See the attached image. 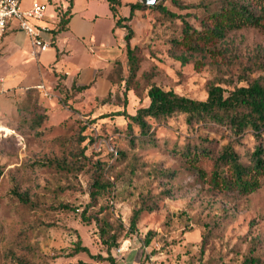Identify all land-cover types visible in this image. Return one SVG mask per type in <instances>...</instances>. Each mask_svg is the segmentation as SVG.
Segmentation results:
<instances>
[{
    "label": "rangeland",
    "instance_id": "374dc122",
    "mask_svg": "<svg viewBox=\"0 0 264 264\" xmlns=\"http://www.w3.org/2000/svg\"><path fill=\"white\" fill-rule=\"evenodd\" d=\"M172 1H164L169 11L188 13L187 21L198 26V17L220 0H175L183 7L200 5L190 9ZM253 5L259 10L264 0ZM182 27L180 19L141 11L131 22L138 70L127 84L128 57L117 64L120 93L92 101L56 83L49 90L52 100L42 96L46 120L39 130L29 129L21 113L9 127H0V264H92L89 254H72L75 246L107 257L103 241L113 234L119 240L113 256L128 243L130 250L122 248V255L133 253L144 264H264V187L245 196L218 191L172 153L201 138L224 145L229 132L189 127L178 115L152 121L159 147L132 146L128 121L119 115L148 106L153 85L206 100L211 83L232 90L245 85V77L264 76V28L229 32L223 43L228 61L218 65L190 55L183 63L172 54L170 41L181 38ZM254 145L247 135L240 151ZM63 158L66 168L57 163ZM97 178L113 187L99 190ZM155 197L158 209L143 212L131 229L142 201Z\"/></svg>",
    "mask_w": 264,
    "mask_h": 264
},
{
    "label": "trees",
    "instance_id": "16d2710c",
    "mask_svg": "<svg viewBox=\"0 0 264 264\" xmlns=\"http://www.w3.org/2000/svg\"><path fill=\"white\" fill-rule=\"evenodd\" d=\"M255 0H220L218 7L208 11L206 15L198 17L199 25L195 26L187 21L188 13L177 15L165 7V2L160 3L156 8L151 9L143 6L140 2L130 4L128 17H118V9L122 6L120 0H107L113 15L116 18V26L126 28L125 46L129 62V78L127 84L135 77L138 70L135 57L136 48H132L131 41L134 32L131 22L136 11L147 9L158 11L170 19L182 21L181 38H174L170 41L172 54L187 63L188 56H199L210 58L220 65L227 63L228 49L223 48L226 36L229 32L245 28H264V7L258 10L254 7ZM67 9L58 7L59 23L56 32L66 29L73 6V0H68ZM181 9L198 8L200 5H188L183 7L178 1H172ZM126 22V23H124ZM222 45V47H221ZM66 75H60L57 82L58 89H65L62 80ZM111 79L119 83L118 69H114ZM245 85L234 86L232 90L223 87L221 82L211 83L208 89L206 100H196L176 93L173 90H164L157 85L149 88L147 96L150 103L141 107L136 114L130 115L126 112L119 113L127 121L125 132L132 146L140 143L145 146L159 147L158 140L153 131L152 121L160 123L178 115H183L189 127H202L205 129L224 130L229 132L228 142L220 145L219 141L201 138L200 141H188L183 146H175L172 153L180 158L189 171L198 178L206 181L213 189L230 193H237L241 196L250 195L264 187V76L257 78L245 77ZM87 87H76L73 85L72 94H80ZM68 92V91H67ZM20 112L24 121L32 131L39 130L46 118L40 110L43 107L35 104L31 111L25 110L23 106ZM24 111V112H23ZM26 114H30L27 118ZM32 114V115H31ZM138 128V133L134 128ZM247 135L255 139L253 149H246L241 152L243 140ZM76 153L75 156H79ZM119 154H123L119 152ZM84 150L81 151V156ZM62 168L68 167L67 159L57 161ZM175 173L170 174L173 177ZM96 187L109 189L113 184H104L97 178ZM20 201L25 202L24 197L15 192ZM67 208V207H64ZM158 209L155 199L150 202L144 199L140 207L134 212L131 221V229L134 228L143 212H154ZM83 222L88 220L82 217ZM107 233L104 231V236ZM81 238H79V242ZM107 246V257L90 253L88 247L76 245L72 254L87 253L96 263L108 262L116 264L112 255V249L118 246V237L113 234L105 239ZM150 241L148 240L147 243ZM25 264V263H22ZM76 264H87L84 262Z\"/></svg>",
    "mask_w": 264,
    "mask_h": 264
},
{
    "label": "crops",
    "instance_id": "0c3cea01",
    "mask_svg": "<svg viewBox=\"0 0 264 264\" xmlns=\"http://www.w3.org/2000/svg\"><path fill=\"white\" fill-rule=\"evenodd\" d=\"M33 1L48 5L45 19L38 24L49 28L43 38L52 46L34 55L29 37L16 24L9 25L0 35V124L3 125L0 127H9L23 106L27 111L35 104L47 107L43 95L38 96L35 90L44 85L53 97L49 90L63 74L66 78L62 83L67 90L72 91L73 85L87 87L79 97L92 101L114 96L122 89L120 83L111 79V74L119 62L125 64L127 60V30L116 26L107 0H73L66 29L58 33L55 29L59 23L58 7L67 9L68 0H23V5L28 7ZM120 1L118 17H128L129 5L139 2ZM140 12L136 11L135 16ZM124 246V253L130 250L128 243ZM122 254L114 255L116 264H144L133 253H126L127 257Z\"/></svg>",
    "mask_w": 264,
    "mask_h": 264
},
{
    "label": "built area",
    "instance_id": "2783aa9c",
    "mask_svg": "<svg viewBox=\"0 0 264 264\" xmlns=\"http://www.w3.org/2000/svg\"><path fill=\"white\" fill-rule=\"evenodd\" d=\"M47 9V4L36 1L26 7L23 5V0H0V35L9 25L16 24L29 37L34 55L50 48L52 43L43 38V35L49 32V28L38 24L45 19ZM37 88L45 98H52L44 85H39ZM117 253H123L122 247L117 250Z\"/></svg>",
    "mask_w": 264,
    "mask_h": 264
},
{
    "label": "water",
    "instance_id": "95a60500",
    "mask_svg": "<svg viewBox=\"0 0 264 264\" xmlns=\"http://www.w3.org/2000/svg\"><path fill=\"white\" fill-rule=\"evenodd\" d=\"M166 0H139V2L148 8H156L160 3Z\"/></svg>",
    "mask_w": 264,
    "mask_h": 264
}]
</instances>
